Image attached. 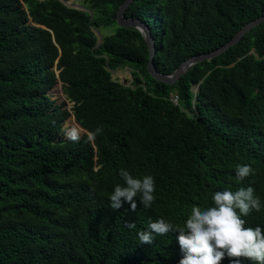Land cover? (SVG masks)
<instances>
[{
    "label": "trees",
    "instance_id": "16d2710c",
    "mask_svg": "<svg viewBox=\"0 0 264 264\" xmlns=\"http://www.w3.org/2000/svg\"><path fill=\"white\" fill-rule=\"evenodd\" d=\"M126 1L84 0L91 14L60 0H0V264H179L178 233L151 245L137 233L160 218L183 227L193 205L241 187L262 204L246 226L264 229V23L167 84L148 70L143 34L117 24ZM262 16L264 0H133L126 11L151 28L167 74ZM124 67L130 86L113 78ZM60 81L61 104L51 93ZM72 114L80 132L103 133L66 140ZM238 164L253 173L238 180ZM121 169L154 177L150 207L139 194L135 211L110 207L126 186Z\"/></svg>",
    "mask_w": 264,
    "mask_h": 264
},
{
    "label": "clouds",
    "instance_id": "9594fccd",
    "mask_svg": "<svg viewBox=\"0 0 264 264\" xmlns=\"http://www.w3.org/2000/svg\"><path fill=\"white\" fill-rule=\"evenodd\" d=\"M103 125L90 131L88 141H93L103 133ZM65 139L71 142L81 140V132L75 126H66ZM236 178L243 180L253 173L250 165H236ZM126 186L117 184L110 195V207L118 210L123 202L131 205L135 211V199L140 195V203L148 208L155 200V180L151 175L142 179L134 178L125 169L119 172ZM251 186L239 188L236 191H217L212 195L213 204L202 208L193 205L191 214L184 226L174 225L163 218L149 221L148 230H140L137 235L141 244L151 245L155 235H165L176 232L182 258L179 264H222L228 258L230 264H242L249 261L252 264H264V229L259 226L248 227L247 217L251 211L259 212L262 204L254 194ZM129 229L135 228V223H125ZM155 234V235H154Z\"/></svg>",
    "mask_w": 264,
    "mask_h": 264
},
{
    "label": "water",
    "instance_id": "95a60500",
    "mask_svg": "<svg viewBox=\"0 0 264 264\" xmlns=\"http://www.w3.org/2000/svg\"><path fill=\"white\" fill-rule=\"evenodd\" d=\"M60 1L63 2L64 4H66L67 6L71 7V8H76V9L88 11L91 13V11L87 7H85L81 4H74V3L70 2L69 0H60ZM132 1L133 0H127L118 9L117 24L120 27L136 28L143 34L145 40L147 41L149 50H150V61L148 64V70H149V72L153 78H155L158 81H163L167 84H175L177 81H179L182 78L183 75H185L189 71V69L192 66H194L200 62H203V61L212 60V59L220 56L221 54L225 53L232 46L238 44L244 38V36L247 33L252 31L253 28L264 23V16L259 17L255 20L249 22L228 43L224 44L220 48L215 49L213 51H210V52H207V53H204L201 55H196V56L189 58L184 63H182L180 65V67L175 70V72H173L172 74H167V73H163L162 71H160L158 69L156 63H155V56L157 53L156 41L152 35V31H151V28L149 27V25L145 21H143L142 19L126 17V11H127L128 7L132 4ZM33 24L36 25L34 22H33ZM102 40H103L102 38H99L98 45H100L102 43ZM58 78H59V72H58ZM57 86H60L62 88L65 100H67L66 95H65L64 90H63V83L60 81ZM199 88H200V86L194 87V90L198 91ZM71 117L74 118V120H76L74 114H72ZM88 133H89L88 130H86L84 128L83 134H88Z\"/></svg>",
    "mask_w": 264,
    "mask_h": 264
},
{
    "label": "rangeland",
    "instance_id": "374dc122",
    "mask_svg": "<svg viewBox=\"0 0 264 264\" xmlns=\"http://www.w3.org/2000/svg\"><path fill=\"white\" fill-rule=\"evenodd\" d=\"M70 2L74 3V4H81L84 6L83 2L84 0H69ZM115 30V27H109L106 29H103L102 31H97V35L98 38H102L107 34H113ZM113 74V78L119 82H121L122 84L126 85V86H130L133 84L134 82V75H133V71L128 68V67H124V68H119L117 70L112 71ZM51 93L53 95V99L57 100V103L61 104L63 103L65 100V97L63 95V91L62 88L60 86H56L55 88H53L51 90ZM73 104L72 103H68V107H72ZM72 117H70L66 123H65V127L66 126H75L76 125L71 121ZM81 134H83V132H81Z\"/></svg>",
    "mask_w": 264,
    "mask_h": 264
}]
</instances>
